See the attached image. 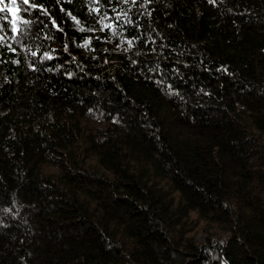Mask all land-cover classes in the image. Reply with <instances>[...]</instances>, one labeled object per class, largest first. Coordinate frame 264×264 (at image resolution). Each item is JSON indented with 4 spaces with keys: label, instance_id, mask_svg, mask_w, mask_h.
<instances>
[{
    "label": "trees",
    "instance_id": "obj_1",
    "mask_svg": "<svg viewBox=\"0 0 264 264\" xmlns=\"http://www.w3.org/2000/svg\"><path fill=\"white\" fill-rule=\"evenodd\" d=\"M0 264H264V0H4Z\"/></svg>",
    "mask_w": 264,
    "mask_h": 264
},
{
    "label": "snow or ice",
    "instance_id": "obj_2",
    "mask_svg": "<svg viewBox=\"0 0 264 264\" xmlns=\"http://www.w3.org/2000/svg\"><path fill=\"white\" fill-rule=\"evenodd\" d=\"M22 2L24 4H27L29 0H22ZM11 3L16 4V0H11ZM5 10H7L8 12H13V13L15 11L13 8L8 7V5L4 3V0H0V13L5 12Z\"/></svg>",
    "mask_w": 264,
    "mask_h": 264
}]
</instances>
